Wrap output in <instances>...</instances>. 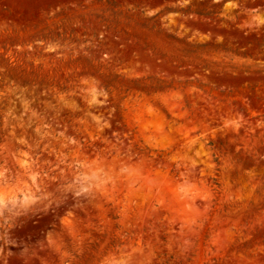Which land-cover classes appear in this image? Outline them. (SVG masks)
<instances>
[{
	"label": "rangeland",
	"instance_id": "374dc122",
	"mask_svg": "<svg viewBox=\"0 0 264 264\" xmlns=\"http://www.w3.org/2000/svg\"><path fill=\"white\" fill-rule=\"evenodd\" d=\"M106 258L264 264V0H0V264Z\"/></svg>",
	"mask_w": 264,
	"mask_h": 264
},
{
	"label": "clouds",
	"instance_id": "9594fccd",
	"mask_svg": "<svg viewBox=\"0 0 264 264\" xmlns=\"http://www.w3.org/2000/svg\"><path fill=\"white\" fill-rule=\"evenodd\" d=\"M105 264H114V262L110 258H106Z\"/></svg>",
	"mask_w": 264,
	"mask_h": 264
},
{
	"label": "bare ground",
	"instance_id": "6f19581e",
	"mask_svg": "<svg viewBox=\"0 0 264 264\" xmlns=\"http://www.w3.org/2000/svg\"><path fill=\"white\" fill-rule=\"evenodd\" d=\"M160 134L161 135H164V136H166L167 134H166V132L162 129V130H160Z\"/></svg>",
	"mask_w": 264,
	"mask_h": 264
}]
</instances>
